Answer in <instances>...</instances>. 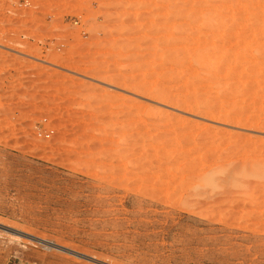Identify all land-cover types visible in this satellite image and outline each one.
<instances>
[{
	"label": "rangeland",
	"instance_id": "374dc122",
	"mask_svg": "<svg viewBox=\"0 0 264 264\" xmlns=\"http://www.w3.org/2000/svg\"><path fill=\"white\" fill-rule=\"evenodd\" d=\"M0 225V264H264V0H0Z\"/></svg>",
	"mask_w": 264,
	"mask_h": 264
},
{
	"label": "water",
	"instance_id": "95a60500",
	"mask_svg": "<svg viewBox=\"0 0 264 264\" xmlns=\"http://www.w3.org/2000/svg\"><path fill=\"white\" fill-rule=\"evenodd\" d=\"M0 228L5 229V230H7V231H9V232H11V233H15V234H20V235H22L21 232L15 230V229L7 228V227L2 226V225H0Z\"/></svg>",
	"mask_w": 264,
	"mask_h": 264
},
{
	"label": "bare ground",
	"instance_id": "6f19581e",
	"mask_svg": "<svg viewBox=\"0 0 264 264\" xmlns=\"http://www.w3.org/2000/svg\"><path fill=\"white\" fill-rule=\"evenodd\" d=\"M256 19H257V18H256ZM259 19H260V18H259ZM259 23H260V22H259ZM261 23H262V22H261ZM195 55H196V54H195ZM199 55H200V54H199ZM195 58H196V57H195ZM196 59H199V58H196ZM196 59H195V60H196ZM199 60H200V59H199ZM202 60H203V58H202ZM207 60H208V59H207ZM205 62H206V61H205ZM203 63H204V61H203ZM252 63H253V62H252ZM201 64H202V63H201ZM253 65H255V64H253ZM249 67H250V65H249ZM253 69H254V66H253ZM202 104H203V103H202ZM202 104H201V105H202ZM204 104H205V103H204ZM204 104H203V105H204ZM206 107H207V106H206ZM202 108L204 109V107H202ZM213 109H214V108H213ZM210 110H211V109H210ZM203 111H204V110H203ZM206 111H207V109H206ZM207 112H208V111H207ZM211 112H212V111H211ZM209 113H210V112H209ZM247 120H248V119H247ZM257 124H258V123H257ZM209 154H210V153H209ZM244 155H245V154H244ZM203 158H204V157H203ZM209 159H210V158H209ZM212 160H214V159H212ZM223 161H224V160H223ZM262 170H263V169H262ZM260 171H261V170H260ZM235 173H236V172H235ZM212 177H213V176H212ZM231 196H232V195H231ZM221 197H222V196H221ZM213 200H214V199H213Z\"/></svg>",
	"mask_w": 264,
	"mask_h": 264
}]
</instances>
